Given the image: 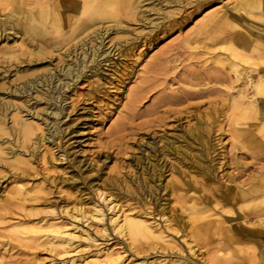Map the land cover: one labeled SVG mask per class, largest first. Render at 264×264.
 <instances>
[{"label":"rangeland","instance_id":"1","mask_svg":"<svg viewBox=\"0 0 264 264\" xmlns=\"http://www.w3.org/2000/svg\"><path fill=\"white\" fill-rule=\"evenodd\" d=\"M31 1L30 6L25 1L20 6L35 12L55 0ZM181 1L170 9L167 0H146L143 9L147 8L139 17L121 23L126 31L118 34L112 29L105 34L100 51L117 52L108 59L99 57L103 64L95 68L97 74L89 76L95 61L78 80L68 75L58 80L54 75L48 98L37 96L43 92L34 88L14 91L15 84L67 67L74 61L68 53L78 38L62 40L52 34V41L65 45L44 55L29 53L30 45L26 50L20 46L23 36L10 26L4 32L0 25V115L9 131L0 136L8 157L0 160V264H65L70 258L80 263L85 257L84 261L94 262V255L108 248L124 252L120 263L262 264L264 233L256 232L255 215L264 216V196L241 205L238 193L256 188L264 194V94L257 90L264 78V0L242 10L236 8L247 0ZM6 5L0 3L3 16L12 7ZM111 24L95 28L104 33L102 26ZM230 41L237 51L221 48ZM13 51L19 57L9 61L5 56ZM15 67H21L19 76ZM40 83L38 89L43 87ZM235 96L243 102L237 111L232 107ZM57 107L62 114H54ZM18 118L40 123L44 133L37 131L39 136L23 143L15 133ZM20 186L32 188L26 194L29 201L18 206L12 195ZM107 193L124 208L133 205L145 211L165 228L171 244L164 240L131 244L113 231L108 217L119 206L109 208ZM91 201L105 209L103 222L78 215L81 207L91 208ZM52 216L85 230L89 237L58 250L39 240L26 243L17 238L39 219ZM167 217L172 219L169 227L163 221Z\"/></svg>","mask_w":264,"mask_h":264},{"label":"bare ground","instance_id":"2","mask_svg":"<svg viewBox=\"0 0 264 264\" xmlns=\"http://www.w3.org/2000/svg\"><path fill=\"white\" fill-rule=\"evenodd\" d=\"M28 2V4L32 5V1L31 0H0V3L3 4H7V5H12L11 9L9 10L8 13H4L1 15L0 14V25H3L4 28V32L5 30H7V26H10L11 29H14L15 34L23 36V39L20 41V46L21 48H24L25 50L28 47V45H30L31 49H29V53H36V54H46L48 52H53L55 50V48H60L62 47L63 43H60L59 41H52V34H56L59 37H61L62 40H65L66 38L70 39V40H76V42L74 43V45L72 47H74L73 50H70L68 54H71L72 57L74 58V61L69 62L68 66L65 67V65L59 69V72L57 73H42V76H35V77H30V78H26L25 80H22L21 82H19L18 84H15V88L14 91H19L20 89H24V90H30L32 88L36 89L38 92L39 90L42 91L43 93L41 94H37V96H48L51 95V92L53 91V89L50 87V84L52 83V78L55 75L57 77L58 80H62L64 79V76L66 77V75L68 76H72V79H76L78 80L79 78H81L84 74V70L87 68L89 63H93L95 61H98V64L96 65V67L94 66V68L91 70L90 75H96V69L97 66L100 65V63L102 62V59L100 60L99 57L100 56H106L108 59V56L111 54H115V52H117L116 50H109L108 49H104L102 52L100 50H102L104 47V41L107 38V36L105 37V34H107L108 31H111L112 29L120 34V32L122 33L123 31H126L127 28L126 26L122 25L121 23L123 22V20H129L131 18H137L139 17V13L140 11L146 9L144 7V2L146 0H64V2H61L60 0H55L52 3H48L47 6H41V8L37 9L35 12L31 11V10H26L24 8H22L20 6V2ZM31 1V3H30ZM63 1V0H62ZM157 1V0H156ZM159 1V0H158ZM161 1V0H160ZM166 1V0H164ZM202 1V0H201ZM253 1L255 0H247L245 1L243 4H241V6L237 7V10H242L244 9L245 6H249L251 3H254ZM34 2V0H33ZM174 2V3H172ZM182 1L181 0H167V6H176L178 3L180 4ZM184 2V1H183ZM187 2V1H186ZM193 2V1H192ZM172 3V5H171ZM25 4V3H23ZM184 4L186 5V3L184 2ZM188 4V3H187ZM6 5V6H7ZM26 5V4H25ZM24 5V6H25ZM28 5V6H30ZM156 5V4H155ZM154 5V7H155ZM195 5V4H194ZM201 5V3L199 4ZM7 6V8L9 7ZM179 6V5H178ZM177 6V7H178ZM164 6H161V8ZM180 7V10H183ZM1 8L4 9V7H0V11L3 12L5 10H1ZM170 8V7H169ZM9 9V8H8ZM158 9V8H157ZM171 9V8H170ZM174 9V8H173ZM179 10V11H180ZM145 11V10H144ZM162 11V10H161ZM166 11V10H165ZM171 10H167V13L170 12ZM176 11H178L176 9ZM144 13V12H143ZM155 13V12H153ZM157 13V12H156ZM171 13V12H170ZM148 14V13H147ZM150 14V13H149ZM152 14V13H151ZM172 14V13H171ZM170 14V15H171ZM188 14V13H187ZM144 15V14H143ZM123 16V17H122ZM145 16V15H144ZM148 16V15H147ZM159 16V15H158ZM161 16V14H160ZM169 16V15H168ZM229 15H225V17H228ZM170 17V16H169ZM230 17V16H229ZM158 19V18H157ZM228 19V18H226ZM145 21V20H144ZM150 21V20H149ZM13 22V24L11 25V23ZM106 22H112L114 24H111L109 26H102L101 30H104L105 32L103 33L102 31L99 30V28H95L97 27L96 25L101 24L104 25V23ZM133 22V21H131ZM130 22V23H131ZM151 22V21H150ZM124 23V22H123ZM145 23V22H144ZM149 23V22H148ZM207 24V23H206ZM128 26V25H127ZM158 26V25H157ZM1 28V27H0ZM135 29V28H134ZM132 29V31L134 30ZM151 29V28H150ZM10 30V29H9ZM8 30V31H9ZM112 30V31H113ZM130 30V29H129ZM7 31V32H8ZM13 31V30H12ZM131 31V30H130ZM128 32V31H127ZM126 32V33H127ZM152 32V30H151ZM150 32V33H151ZM262 32V31H261ZM260 32V33H261ZM10 33V31L8 32ZM95 33V35L93 34ZM110 33V32H109ZM113 33V32H112ZM125 33V34H126ZM93 34V35H92ZM115 34V33H113ZM124 34V33H123ZM157 34V33H155ZM14 35V34H13ZM116 35V34H115ZM149 36V35H148ZM152 36V35H150ZM117 37V36H116ZM100 38V41H98V39ZM113 38V36H112ZM150 38V37H149ZM147 38V39H149ZM21 39V38H19ZM232 39V38H231ZM26 40V41H25ZM113 40V39H112ZM129 40V39H128ZM133 40V39H132ZM156 40V39H155ZM11 41V40H10ZM13 41V40H12ZM15 41V40H14ZM19 41V40H18ZM152 41V40H151ZM8 42V41H7ZM121 42V41H120ZM125 42V40H124ZM136 42V41H135ZM138 42V41H137ZM91 44L90 46H88L86 48V45ZM106 43V42H105ZM113 43V42H112ZM128 43V42H127ZM72 44V43H71ZM116 44V43H114ZM225 44V42H224ZM228 46H221L222 49H226V50H230L234 48V44L232 43V41L227 42L226 43ZM103 45V46H102ZM126 45V44H125ZM132 44H129L128 46L131 47ZM135 45V44H134ZM19 46V44L17 45ZM33 47V48H32ZM111 47V46H110ZM129 47V48H130ZM102 48V49H100ZM117 48V47H116ZM128 48V47H127ZM133 48V47H132ZM131 48V49H132ZM115 49V48H114ZM120 50V49H119ZM124 50V49H123ZM127 49L125 48V51ZM129 50V49H128ZM127 50V51H128ZM60 51V50H59ZM237 50L233 49V52H235ZM1 52V51H0ZM15 51H13V53L8 56H5L6 59H8L9 61L11 60H17V58L19 57V53H15ZM64 52V51H62ZM22 52L20 51V54ZM233 54V53H232ZM63 55V54H62ZM124 55V54H123ZM122 55V56H123ZM61 56V54L57 55L56 57ZM66 56V55H65ZM64 56V57H65ZM1 57V56H0ZM24 57V56H23ZM62 57V56H61ZM22 58V57H21ZM25 58V57H24ZM59 58V57H58ZM69 59V58H68ZM106 59V60H107ZM52 60V58H51ZM105 60V59H104ZM120 61V60H119ZM35 62V61H34ZM52 62V61H51ZM106 62V61H105ZM109 62V61H107ZM24 63V62H23ZM42 63V62H41ZM40 63V64H41ZM121 64V62H119ZM22 63H20L21 66ZM25 64V63H24ZM103 64V62H102ZM15 65V64H14ZM19 64H17L18 66ZM29 65V64H27ZM33 65V64H32ZM110 65V64H108ZM10 66V65H9ZM13 66V65H12ZM11 66V68H12ZM23 66V65H22ZM55 66V65H54ZM53 66V68H54ZM101 66V65H100ZM103 66V65H102ZM8 67V66H6ZM28 67V66H27ZM26 67V68H27ZM29 68V67H28ZM27 68V69H28ZM35 68V67H34ZM96 68V69H95ZM262 68V67H261ZM13 69V68H12ZM32 69V68H31ZM36 69V68H35ZM102 69V68H101ZM3 72H8V69H2ZM15 72H19L21 71V67H15L14 68ZM55 71V70H53ZM99 71V70H98ZM3 72H1L3 74ZM10 72V71H9ZM12 72V71H11ZM22 72V71H21ZM51 72V71H50ZM56 72V71H55ZM87 72V71H86ZM13 73V72H12ZM19 76V73H17ZM12 75V74H11ZM13 75H15L13 73ZM85 75V74H84ZM1 76V75H0ZM5 76V74H4ZM9 76V74L7 75ZM29 76V75H28ZM88 76V74H87ZM14 77V76H13ZM43 77V78H42ZM94 77V76H93ZM247 77V76H246ZM9 78V77H8ZM5 78V79H8ZM20 78V77H19ZM68 79H70L69 77H67ZM87 78V77H86ZM260 78V77H259ZM56 80V79H55ZM54 80V81H55ZM56 80V81H58ZM65 80V79H64ZM85 80V78H84ZM8 81V80H7ZM43 83V87L41 89H38L39 83ZM70 82V80H66V84L68 85ZM79 82V81H78ZM247 82V81H246ZM22 83V85H20ZM40 83V85H41ZM248 83V82H247ZM54 84V83H53ZM47 85V89L45 90L44 86ZM52 85V84H51ZM74 86V85H73ZM60 88V87H59ZM11 89V88H10ZM13 90V88H12ZM257 90L261 93L264 94V78H260L258 81V86H257ZM5 91H7L5 89ZM25 91V92H26ZM35 91V90H34ZM20 92V91H19ZM10 94V93H9ZM11 95V94H10ZM28 95V94H26ZM13 96V95H12ZM19 96V95H18ZM22 96V95H21ZM29 96V95H28ZM32 96V95H31ZM71 96V95H69ZM254 96V95H253ZM61 97V96H60ZM64 97V96H63ZM262 97V96H261ZM5 98V97H4ZM18 98V97H17ZM29 98V97H28ZM249 98V97H248ZM30 99V98H29ZM32 99V98H31ZM63 99V98H62ZM233 110L236 109V111L238 110V107L242 106L243 107V102H238L237 97H233ZM3 100V99H2ZM21 100V99H20ZM26 100V99H25ZM24 100V101H25ZM28 100V99H27ZM240 100V99H239ZM18 101V100H16ZM29 101V100H28ZM47 101V100H46ZM251 101V100H250ZM13 102V100H12ZM15 102V100H14ZM20 102V101H19ZM49 102V101H47ZM4 103V102H3ZM2 103V104H3ZM18 103V102H16ZM21 103V102H20ZM7 104H11V103H6ZM27 104V103H25ZM48 104V103H47ZM5 105V106H6ZM14 105V104H13ZM60 105V104H59ZM16 106V105H15ZM22 106V105H21ZM24 106V105H23ZM17 107V106H16ZM52 107V106H51ZM6 108V107H5ZM19 108V105H18ZM17 108V109H18ZM54 108V107H53ZM52 108V109H53ZM64 108V107H63ZM241 108V107H240ZM9 109V108H8ZM16 109V108H15ZM44 109V108H43ZM243 109V108H242ZM20 110V109H19ZM54 110V109H53ZM65 110V109H64ZM10 111V110H9ZM15 111V110H14ZM243 111V110H241ZM3 112V111H2ZM11 112V111H10ZM8 112V113H10ZM233 113V112H232ZM46 114V113H45ZM55 115H59L62 114V110L60 107H57L56 110L54 111ZM63 116V115H62ZM10 119V118H8ZM43 119V117H42ZM45 119V117H44ZM49 119V118H48ZM59 119V118H58ZM53 120V119H52ZM57 120V119H56ZM3 117L2 115H0V136L2 134H8L9 131L6 127L5 124H3ZM9 121V120H8ZM46 121H47V117H46ZM49 121V120H48ZM42 123V122H41ZM45 123V122H44ZM43 123V124H44ZM201 123V122H200ZM16 124L18 125L17 128H15V133L18 136V138L22 139L23 143H28L31 142L33 139V136L36 134L37 131H40L42 133H44V129L43 127H41L40 123L37 122V124H34L32 121H27L25 118H18L16 119ZM42 124V125H43ZM55 126V130L58 129V126H56V122L54 121L53 123ZM199 125V124H198ZM46 127V126H44ZM10 128V127H9ZM61 127H59L60 129ZM51 129V128H50ZM196 130V129H195ZM12 131V130H11ZM190 132V131H189ZM48 133V132H47ZM184 134V133H182ZM202 134V133H200ZM3 136V135H2ZM35 136H39L38 134ZM42 136V135H41ZM54 136V135H53ZM185 137V136H184ZM188 137V136H187ZM196 137V136H195ZM36 138V137H35ZM34 138V139H35ZM58 138V137H57ZM205 138V137H204ZM33 139V140H34ZM64 139V138H63ZM188 139V138H187ZM201 139V138H200ZM57 140V139H56ZM184 140V139H183ZM191 140V139H189ZM208 140V139H207ZM20 141V140H19ZM40 141V140H39ZM167 141V140H166ZM6 142V141H5ZM45 142V141H44ZM1 143V142H0ZM4 146V145H3ZM1 144H0V160L1 159H5L8 158L5 156V149ZM30 146H32L30 144ZM29 146V147H30ZM175 146V145H173ZM8 148V147H7ZM179 148V147H178ZM11 150V149H10ZM51 150V149H50ZM175 151V150H174ZM17 152V151H16ZM19 152V151H18ZM184 152V151H183ZM39 153V152H38ZM16 154V153H15ZM21 154V151H20ZM35 155V154H34ZM45 159V156H44ZM77 160V159H76ZM46 161V160H45ZM43 162V161H42ZM77 162V161H76ZM141 164V163H140ZM1 166V165H0ZM140 169V168H139ZM10 173V172H9ZM77 173V172H76ZM38 175V174H37ZM22 176V174H21ZM25 176V175H24ZM80 177V176H79ZM103 177V176H102ZM33 180V179H32ZM89 180V179H88ZM91 180V179H90ZM96 180V179H95ZM26 181V179H25ZM25 181H23L22 183H24ZM28 181V180H27ZM26 181V182H27ZM93 181V180H92ZM91 181V182H92ZM21 182V181H18ZM31 182V181H29ZM115 182V181H114ZM10 183V182H9ZM21 183V184H22ZM99 183V182H98ZM12 184V183H11ZM32 184V183H31ZM38 184V183H37ZM39 185V184H38ZM41 185V184H40ZM8 186V185H7ZM101 186V185H100ZM132 186V185H131ZM32 188V186H30ZM37 187V186H36ZM99 187V185H98ZM29 188V189H31ZM34 188H35V184H34ZM43 188V187H42ZM46 188V187H45ZM59 188V187H58ZM61 188V187H60ZM95 188V187H94ZM6 189V188H5ZM4 189V190H5ZM29 189H24L22 186L15 188V190H13V195H12V201H14L15 204H18V206L21 204V201H23L24 199H26V194H28L27 190ZM36 189V188H35ZM100 189V188H99ZM7 190V189H6ZM5 190V191H6ZM43 190V189H42ZM45 190V189H44ZM43 190V191H44ZM4 191V192H5ZM31 191V190H30ZM29 191V192H30ZM70 191V190H69ZM72 191V190H71ZM100 191V190H99ZM102 191H106V190H102ZM259 190H257L256 188H249V189H241L240 192L238 193L239 195V200H240V204H246L247 202H253L257 199H260L262 196H264V194H259L258 193ZM7 192V191H6ZM46 192V190H45ZM63 192V191H62ZM66 192V190H65ZM77 192V191H76ZM260 192V191H259ZM34 193V192H32ZM43 193V192H42ZM47 193V192H46ZM5 194V193H4ZM60 194V193H59ZM69 194V193H68ZM104 193H102L103 195ZM46 195V194H45ZM49 195V194H48ZM72 195V194H71ZM70 195V196H71ZM108 195V206L109 208L112 207H118L119 209L114 212L112 215L109 216L108 214V222L112 227V230L115 232H118L119 235H124L127 237V239H129L130 243L133 244L134 242H136L137 240H146V241H150L152 243L154 242H158L160 240H164L165 242L169 243V240H166V233H165V228H162L161 225L154 223L147 215L145 211H142L141 209H137V207L133 206V205H128L126 208H124V206L122 205H118V203H115V198L113 197L112 193H107ZM39 197V196H38ZM41 197V196H40ZM66 197V196H65ZM106 197V196H105ZM37 199V198H36ZM47 199V198H46ZM28 200V199H26ZM41 200V199H40ZM73 200V199H72ZM71 200V201H72ZM82 200V199H81ZM25 201V200H24ZM29 201V200H28ZM74 201V200H73ZM5 202V201H4ZM26 202V201H25ZM65 202V201H64ZM69 202V201H68ZM123 202V201H122ZM142 202V201H141ZM147 202V201H146ZM175 202V200H174ZM219 202V201H218ZM12 203V204H14ZM29 203V202H28ZM41 203V202H40ZM74 203V202H73ZM81 203H83L81 201ZM89 203V202H88ZM91 203L93 204V202L91 201ZM169 203V202H168ZM14 204V205H15ZM27 204V203H26ZM69 204V203H68ZM84 204V203H83ZM90 204V203H89ZM121 204V203H119ZM124 204V203H123ZM170 204V203H169ZM219 204V203H218ZM22 205V204H21ZM37 205V204H35ZM81 205V204H80ZM149 205V203H148ZM157 205V204H156ZM171 205V204H170ZM5 206V205H4ZM13 206V205H11ZM26 206V205H25ZM28 206V205H27ZM30 206V205H29ZM28 206V208H30ZM83 206H86L85 204ZM21 207V206H20ZM50 207V206H49ZM88 207V206H87ZM91 208H85V207H81L80 208V213L78 215H81L82 217L86 218V221H95L97 223L103 222L106 219V213H105V209L102 207L101 204L99 203H94L92 206H90ZM6 209V207H4ZM9 208V207H7ZM18 208V207H17ZM23 208V206L21 207ZM27 208V207H26ZM36 208V207H35ZM41 208V207H40ZM55 208V207H54ZM73 208V207H71ZM168 208V207H167ZM1 209V208H0ZM43 209V208H42ZM46 209V208H45ZM48 209V208H47ZM50 209V208H49ZM252 209V208H251ZM250 209V210H251ZM7 210V209H6ZM10 210V209H9ZM8 210V211H9ZM19 210V209H18ZM3 211V208L1 209V212ZM7 211V212H8ZM12 210H10L9 212H11ZM64 211V210H63ZM72 211V210H71ZM47 212V211H46ZM45 212V213H46ZM170 212V209H169ZM168 212V213H169ZM172 212V211H171ZM195 212V211H193ZM261 212V211H260ZM21 213V212H20ZM42 213V212H41ZM11 214V213H10ZM17 214V213H16ZM74 214V213H73ZM150 214V213H148ZM196 215V213H194ZM261 213H256V217H259V219L256 220V222L258 223L256 226L257 228V233L262 234L264 233V216L260 215ZM264 214V213H263ZM1 215V214H0ZM13 215L14 211H13ZM23 215V214H22ZM28 215V214H27ZM38 215V214H37ZM75 215V214H74ZM78 215H76L78 217ZM157 215V214H156ZM198 215V214H197ZM19 216V215H18ZM32 216V215H31ZM35 216V215H34ZM165 216V215H164ZM168 216V215H167ZM22 216H19V218ZM25 217V216H24ZM76 217V218H77ZM5 218V216H4ZM1 219V218H0ZM65 219V218H64ZM198 219V218H196ZM2 220V219H1ZM4 220V219H3ZM20 220H22V218H20ZM34 220V219H33ZM7 221V220H6ZM27 221V220H26ZM37 221V220H36ZM85 221V222H86ZM166 224V226H170L172 219L171 217H167L163 220ZM1 222V221H0ZM3 222V221H2ZM34 222V221H31ZM84 222V223H85ZM6 223V222H4ZM18 223V222H17ZM12 224V223H11ZM14 224V223H13ZM28 224V223H27ZM78 224V223H77ZM82 224V223H81ZM90 224V223H89ZM88 224V225H89ZM16 225V224H15ZM18 225V224H17ZM92 225H94L92 223ZM91 225V226H92ZM96 225V224H95ZM94 225V226H95ZM13 226V225H12ZM93 226V227H94ZM174 226V225H173ZM15 227V226H14ZM17 227V226H16ZM21 227V226H18ZM102 228V226H100ZM11 228V227H10ZM87 228V227H86ZM91 228V227H90ZM26 229V228H25ZM27 231H23L22 234L23 235H18V239L20 240H24L26 241V243L31 242V241H40V244H46L50 246V248L52 250H58V249H66L67 246L71 245V243L75 240V239H79L82 237L88 238L89 236H87V232L85 230H80L75 228H72L68 223L64 222L63 220H60L59 217H55L52 216L50 218H43V219H39V221L33 223V225H31L30 228H27ZM103 229L106 231L107 227L106 224H103ZM109 229V228H108ZM92 234V233H91ZM250 237L253 238L254 236L251 233ZM184 236V235H183ZM116 237V236H114ZM126 239V240H127ZM264 242V241H263ZM262 242L263 246L264 243ZM73 244V243H72ZM124 246V245H123ZM135 246V245H134ZM27 247V246H26ZM106 247V246H105ZM32 248V247H31ZM79 248V247H78ZM108 248V247H107ZM112 248V247H111ZM126 248V247H125ZM145 248V247H144ZM165 248V247H164ZM34 249V248H33ZM133 249V248H132ZM135 249V248H134ZM104 250V249H103ZM191 252H194V248H190ZM7 250H5L6 252ZM72 251V250H71ZM70 251V252H71ZM113 249H105L102 254L100 255H94V257L96 258L94 260V262H88V261H84L85 259H87L88 257H85L83 259V262H74L71 258L68 259L67 261H64L65 264H119L122 256L124 255V252L122 251H113ZM58 252V251H57ZM56 252V253H57ZM61 252V251H60ZM69 251H64V253H68ZM9 253V252H8ZM59 254V253H58ZM62 254V253H60ZM96 254V253H95ZM92 255V254H91ZM1 256V255H0ZM5 256V255H4ZM3 257V256H2ZM135 257V256H134ZM154 257V256H153ZM160 257V256H159ZM177 257V256H176ZM6 258V257H3ZM158 258V257H156ZM174 258V257H173ZM172 258V259H173ZM262 258V264H264V249L261 255ZM180 259V258H179ZM76 260V259H75ZM88 260V259H87ZM128 260V259H127ZM139 260V259H138ZM142 260V259H141ZM158 260V259H157ZM171 260V259H170ZM137 260H135V262L133 261H128V262H124V263H120V264H145L144 260L143 261H139L136 262ZM205 261V260H204ZM171 262V261H170ZM167 263V262H166ZM184 264L183 262H176V261H172L171 263H167V264ZM3 264V263H2ZM54 264V263H51ZM56 264V263H55ZM147 264H155L154 262L151 263H147ZM186 264V263H185Z\"/></svg>","mask_w":264,"mask_h":264}]
</instances>
